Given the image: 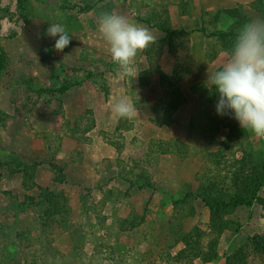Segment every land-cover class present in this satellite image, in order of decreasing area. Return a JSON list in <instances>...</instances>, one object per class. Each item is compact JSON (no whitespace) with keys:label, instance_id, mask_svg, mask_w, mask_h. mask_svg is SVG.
I'll use <instances>...</instances> for the list:
<instances>
[{"label":"rangeland","instance_id":"obj_1","mask_svg":"<svg viewBox=\"0 0 264 264\" xmlns=\"http://www.w3.org/2000/svg\"><path fill=\"white\" fill-rule=\"evenodd\" d=\"M104 12L155 36L132 79L98 31ZM258 17L264 0H0V264H226L264 235V192L223 234L200 198L242 129L217 114L208 73ZM121 98L132 119L114 114Z\"/></svg>","mask_w":264,"mask_h":264},{"label":"clouds","instance_id":"obj_2","mask_svg":"<svg viewBox=\"0 0 264 264\" xmlns=\"http://www.w3.org/2000/svg\"><path fill=\"white\" fill-rule=\"evenodd\" d=\"M98 31L121 75L138 76L137 56L155 42L152 32L127 16L104 12L98 20ZM47 35L55 40L54 50L63 52L71 36L59 23L50 24ZM208 82L219 94L215 105L220 116H232L243 129L264 139V18H255L241 26L229 57L222 66L208 73ZM119 118L132 119L136 109L126 98L113 108Z\"/></svg>","mask_w":264,"mask_h":264},{"label":"trees","instance_id":"obj_3","mask_svg":"<svg viewBox=\"0 0 264 264\" xmlns=\"http://www.w3.org/2000/svg\"><path fill=\"white\" fill-rule=\"evenodd\" d=\"M26 1L19 0V3L24 5ZM222 36L225 37L224 34ZM161 78L164 82L169 81L165 75ZM65 91L64 88L59 89L60 93ZM251 134L252 132L247 129H240L239 140L245 147H241V143L237 144L238 147L235 146L231 151V157L228 155L230 158L225 154H214L216 160L210 161L212 166L209 165L204 177L199 197L212 213L213 227L222 234L225 229H229V226L223 223L225 217L241 208L252 207L263 201L264 151H256ZM239 151L242 154L240 157ZM251 256L264 257V235L252 238L249 244L228 257L226 264H253Z\"/></svg>","mask_w":264,"mask_h":264}]
</instances>
